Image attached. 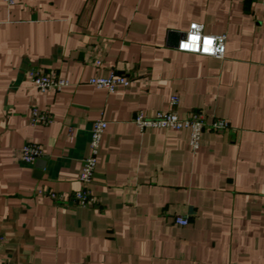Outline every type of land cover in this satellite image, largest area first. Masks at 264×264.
Segmentation results:
<instances>
[{
	"label": "crops",
	"instance_id": "1",
	"mask_svg": "<svg viewBox=\"0 0 264 264\" xmlns=\"http://www.w3.org/2000/svg\"><path fill=\"white\" fill-rule=\"evenodd\" d=\"M195 21L227 35L223 58L177 49ZM37 67L70 85L40 91ZM112 71L130 85L89 83ZM173 95L230 127L193 150L188 129L137 126ZM97 119V204L71 205ZM0 264H264V0H0Z\"/></svg>",
	"mask_w": 264,
	"mask_h": 264
},
{
	"label": "built area",
	"instance_id": "2",
	"mask_svg": "<svg viewBox=\"0 0 264 264\" xmlns=\"http://www.w3.org/2000/svg\"><path fill=\"white\" fill-rule=\"evenodd\" d=\"M4 2L8 6H14L17 0H4ZM226 45V34L206 33L204 31V24L195 21L190 24L189 29L179 40L177 49L183 52L223 58L226 53ZM95 64L100 65L101 61L96 60ZM29 76L34 85L42 92L48 90L60 91L70 85L68 79L56 73L48 72L42 67L29 70ZM89 83L98 88H105L113 92L117 86H129L131 78L123 74H118L116 71H112L108 76L95 75L91 77ZM178 103L179 96L173 95L170 100V110L159 111L154 116H146L143 112H139L134 117V122L140 129L149 127L170 128L173 130L188 129L190 131V145L193 150L199 148L201 137L205 129L223 130L230 127L228 121L222 118H215L209 122L200 111H191L187 116L182 117L177 111ZM54 120V115L50 109H41L37 106L31 107V124L49 125L53 123ZM107 126L108 122L105 119H97L93 123L89 142V153L83 159L79 174L82 187L69 196L68 203L71 205L93 207L97 204V199L91 190V184L94 181L98 155ZM42 156L43 149L41 145L33 142L25 143L17 153V159L23 164L28 165H33ZM50 196L55 200H64L62 195H58L55 192L50 193ZM175 221L177 224L187 225L189 223V218L177 216Z\"/></svg>",
	"mask_w": 264,
	"mask_h": 264
}]
</instances>
